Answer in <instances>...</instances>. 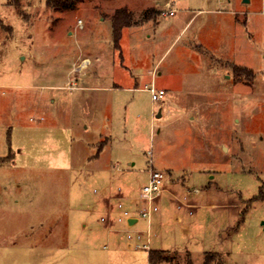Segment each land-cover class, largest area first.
Masks as SVG:
<instances>
[{"label": "rangeland", "instance_id": "374dc122", "mask_svg": "<svg viewBox=\"0 0 264 264\" xmlns=\"http://www.w3.org/2000/svg\"><path fill=\"white\" fill-rule=\"evenodd\" d=\"M53 3L0 0V264H146L124 223L108 249L92 235L102 191L140 187L149 160L198 206L178 210L165 191L133 226L150 248L264 264V0H177L173 16L161 14L166 0ZM121 6L138 23L116 49ZM152 84L166 91L155 101ZM226 196L242 200V220L218 242Z\"/></svg>", "mask_w": 264, "mask_h": 264}, {"label": "built area", "instance_id": "2783aa9c", "mask_svg": "<svg viewBox=\"0 0 264 264\" xmlns=\"http://www.w3.org/2000/svg\"><path fill=\"white\" fill-rule=\"evenodd\" d=\"M176 1L177 0H166L165 8L162 10L161 14L170 16L175 15ZM262 11L264 12V5ZM147 89L151 94V99L154 101L162 98L165 94L163 88L156 89L153 84L147 87ZM147 153L151 156V149H149ZM148 163L147 181L140 186L137 197L130 198V203L133 204V206L128 207L125 204V198L121 195L122 188L118 187L116 188V191L118 192L116 201L107 209L106 213L99 217V221L104 223V225L110 229H113L116 224L124 223L125 228L122 229V232L127 240V245L129 247H135L136 249L146 250L150 249L151 244L150 236L148 235L149 231L147 230V234H144L142 230H138L133 226L138 220H149L154 213L158 212L159 206L157 202L165 191H169L178 210L185 208L188 214H192V209L194 208L187 196L178 198L175 194L176 192L168 189V186L174 182V179L171 178V175L167 170L153 167L151 160H149ZM192 190L196 192L198 191V188L193 187ZM94 192H96V190H94Z\"/></svg>", "mask_w": 264, "mask_h": 264}, {"label": "crops", "instance_id": "0c3cea01", "mask_svg": "<svg viewBox=\"0 0 264 264\" xmlns=\"http://www.w3.org/2000/svg\"><path fill=\"white\" fill-rule=\"evenodd\" d=\"M96 156H97V158L94 159L95 160L94 162L99 161L100 158L98 157V155L89 156L88 161L91 160L93 157H96ZM130 164H133V163L130 162ZM112 168H118L117 164L114 163L112 165ZM146 173H147V178H146V181H147V179H148V169H147ZM209 177L211 179V178H213V175L210 174ZM170 186H171L170 188H174L175 189L176 188V182H173V184H171ZM139 188L140 187H138L136 189L131 188V187H127V188H125L124 192H123V190L121 191V195L125 198L124 202H125V204L128 207H132L133 206V204L130 203V198H136L137 197ZM190 193L191 192H189V194ZM117 196H118V192L116 191V189L115 190L104 189L102 191L101 202H102V206L104 208V213H106L107 209L110 208V206H112L114 204V202L116 201V197ZM189 201H190V203H192L193 207H195V208L198 207V206H196L197 203L195 201H193L191 199ZM219 202L220 203L215 204L214 209H218V207L227 209V211H225V212L227 213V216L229 217V220L227 221V224L223 228L222 227L221 228H216L214 226L215 233H214L213 237L216 239L215 241L223 242L224 240L227 239V237L235 229V227H238V225L240 224L242 219H241V213L238 212V210L241 209L242 207H244V203H242V200L236 199L235 197H231V196H226L224 199L220 198ZM113 214H114V211H113ZM239 217H240V219H238ZM236 218H237V221H236ZM234 219L236 221V226H234V225L231 226V223L233 222ZM177 220H179V218H177ZM263 224H264V221H263ZM183 229L187 230V227H185ZM117 231L118 230L110 229V228L106 227L105 225H103L102 230H99L97 234L92 235L93 236L92 238L94 239L95 242L97 240L105 239L106 243L103 244L102 247L104 249H108L109 248V243H111V244L115 243L114 242L115 241L114 235L117 233ZM92 242H93V240H92ZM106 244H108V245H106ZM128 248H130V247L128 246ZM150 249H158V250H164V251H172V250L177 251V250H179L180 251L179 252L180 256H178L179 257V264L181 262H185L187 264H200L202 262L203 255H204V253L206 251H217V252H220L221 254H223V253L226 254L227 257L229 256V252L228 251H225V250H222V249H218V250L217 249H205L204 247L200 251L199 258H195V256H193L192 252L188 248H185V247L178 248V249H173V248H171V249H162V248H152L151 247ZM136 250H141L142 251V255L139 256L141 258V262L146 259L145 260L146 264H150L149 261H148V250H146V249H136ZM143 255H145L146 258ZM160 264H168V263L163 262V263H160Z\"/></svg>", "mask_w": 264, "mask_h": 264}, {"label": "trees", "instance_id": "16d2710c", "mask_svg": "<svg viewBox=\"0 0 264 264\" xmlns=\"http://www.w3.org/2000/svg\"><path fill=\"white\" fill-rule=\"evenodd\" d=\"M71 4H73V0H54L53 7L63 8V7H68ZM156 12L157 11L150 8L147 14V18L151 14L155 15ZM110 20L112 23L114 46L116 49H120V39H121L123 29L126 27H131L133 25H136L138 21L134 19L132 11L126 8L125 6L116 8L111 14ZM232 68H233V73L235 77H240L244 75V76H248L251 79L255 78V73L253 72L251 68H248L246 66H241L238 64H233ZM169 254H170L169 251L149 249L148 250V261L150 264H160L163 262L168 263V264H179L178 255L170 254L171 255L170 256ZM226 263H227L226 260L224 259L223 255L220 252L206 251L203 255V259L200 264H226Z\"/></svg>", "mask_w": 264, "mask_h": 264}, {"label": "water", "instance_id": "95a60500", "mask_svg": "<svg viewBox=\"0 0 264 264\" xmlns=\"http://www.w3.org/2000/svg\"><path fill=\"white\" fill-rule=\"evenodd\" d=\"M249 0H243V2H248ZM160 112L157 114V116H159Z\"/></svg>", "mask_w": 264, "mask_h": 264}, {"label": "bare ground", "instance_id": "6f19581e", "mask_svg": "<svg viewBox=\"0 0 264 264\" xmlns=\"http://www.w3.org/2000/svg\"><path fill=\"white\" fill-rule=\"evenodd\" d=\"M85 62H87V60H85V61L82 62L83 66H84Z\"/></svg>", "mask_w": 264, "mask_h": 264}]
</instances>
